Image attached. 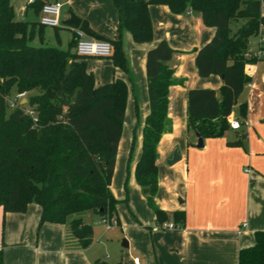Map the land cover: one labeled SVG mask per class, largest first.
Listing matches in <instances>:
<instances>
[{
	"label": "trees",
	"instance_id": "obj_1",
	"mask_svg": "<svg viewBox=\"0 0 264 264\" xmlns=\"http://www.w3.org/2000/svg\"><path fill=\"white\" fill-rule=\"evenodd\" d=\"M46 2L33 0L26 9L39 16ZM112 2L118 11L119 38L110 42L109 57L114 66L124 71L127 61L120 36L128 31L135 43L151 40L150 4L166 5L175 14L193 10L200 14L205 26L215 29L210 41L195 49V65L200 77H221L220 98L214 89H189L187 126L201 137L221 136L229 126L226 117L251 81L244 67L252 58L245 55L249 38L257 35L264 23L261 1ZM44 28L38 20L17 19L10 0H0V208L4 213H23L29 203H36L41 208L39 225L67 223L80 246L86 248L92 242L93 228L84 222L82 213L92 211L119 224L118 201L109 186L128 87L119 78L96 86L84 58L75 50L34 45L36 34L42 41ZM78 28L94 34L86 22H81ZM75 43L74 34L69 47H75ZM172 53L162 40L146 54L149 113L142 127L141 153L134 177L147 190V204L154 211L158 225L171 219L176 227L183 225L184 211L167 213L154 202L158 185L156 146L161 135L171 128L167 116L168 88L175 80L166 62ZM21 93L26 94V101L16 100L10 106L7 99ZM244 111L245 104H241L240 113ZM243 138L245 134L241 135ZM0 264H3L2 249ZM94 264L110 263L95 260ZM238 264H264V231H256L255 243L240 249Z\"/></svg>",
	"mask_w": 264,
	"mask_h": 264
},
{
	"label": "crops",
	"instance_id": "obj_2",
	"mask_svg": "<svg viewBox=\"0 0 264 264\" xmlns=\"http://www.w3.org/2000/svg\"><path fill=\"white\" fill-rule=\"evenodd\" d=\"M62 1L63 6H74L80 23L86 22L100 37L83 31L87 39L112 42L119 38L118 11L112 0ZM260 1L264 17V0ZM27 4L19 10L18 19L24 20L29 11ZM148 13L152 24L149 42L135 43L128 31L120 36L127 71L114 66L110 57L84 58L96 86L119 78L128 87L109 188L119 199L126 196L133 218L126 215V220L117 225L121 235L127 238L128 247H122L127 251L115 263L238 264L240 249L252 246L255 232L264 231V23L258 34L249 38L245 55L252 58L246 64L251 81L226 117L228 125L229 119L239 120L240 129L232 130L228 126L221 136H200L202 144L198 146L197 132L187 126V92L193 88H210L220 98L221 77H200L195 65V49L210 41L215 29L205 26L200 14L189 9L175 14L166 5L150 4ZM37 20L35 16L32 21ZM66 27L70 29V43L74 27ZM46 28L58 37L60 26ZM162 40L173 50L166 64L173 71L175 84L168 88L167 116L171 128L161 135L156 146L158 185L154 202L167 213L184 211L183 225L171 229L158 225L154 211L147 204V195L134 177L141 153L142 127L149 113L146 54ZM72 48L74 51L73 45ZM241 104H245L243 114ZM242 134H245L243 139ZM234 141L240 143L229 144ZM174 150L179 160L169 165ZM246 168L250 171L246 172ZM126 178L130 189L127 195L122 189ZM40 215L41 208L36 203H29L23 213H4L0 208V225L2 216L5 221L3 236L0 227L3 264H94L95 260L114 264L99 253L93 236L91 244L83 248L67 223L39 225ZM170 222L171 219L164 223Z\"/></svg>",
	"mask_w": 264,
	"mask_h": 264
},
{
	"label": "rangeland",
	"instance_id": "obj_3",
	"mask_svg": "<svg viewBox=\"0 0 264 264\" xmlns=\"http://www.w3.org/2000/svg\"><path fill=\"white\" fill-rule=\"evenodd\" d=\"M28 0H10V3L13 7V10L19 16V10L25 6ZM70 12L75 13L74 6L70 7L68 4L64 5L61 10V16H60V29L57 30L58 37L49 29H45V35L43 34V39L40 41L38 34H36L32 40V43L34 45H43V46H51L56 47L62 50H70L73 52V48L69 47V28L66 27L64 24V21L68 19ZM76 14V13H75ZM18 19V18H17ZM27 21H32L35 19V15L32 11H28L27 15H24L23 18ZM36 91H32V93H35ZM15 97L14 94H12L11 98L7 99L8 102H11ZM27 96L25 98L20 99L22 103H24ZM19 101V98H16ZM11 108L7 109L9 112ZM128 179L126 178L124 182L122 183V189L125 191V195L130 193V189L128 186ZM113 194V193H112ZM115 197V196H114ZM118 201L117 203V216L119 219V222L122 224L124 220H126V215L133 218V212L132 209L129 207V204L127 202L126 196L123 199H119L115 197ZM82 217L85 223L91 225L93 228V243L96 246V249L99 251V253L107 258L110 262H116L120 255L122 253H126L127 249L122 248L121 244L123 239H127L126 237H123L120 233V230L118 229L117 225H112L110 229L106 228L105 223L103 222V217L93 213L92 211H87L82 213ZM108 218V217H107ZM110 219V218H109ZM4 216L1 218V235H4ZM69 229V227H68Z\"/></svg>",
	"mask_w": 264,
	"mask_h": 264
},
{
	"label": "built area",
	"instance_id": "obj_4",
	"mask_svg": "<svg viewBox=\"0 0 264 264\" xmlns=\"http://www.w3.org/2000/svg\"><path fill=\"white\" fill-rule=\"evenodd\" d=\"M33 0H28L27 2H32ZM63 1L62 0H52V1H47L44 3L42 6L39 16H38V21L42 26L45 27H59L60 26V16H61V10L63 7ZM74 34L76 36V43H75V53L83 58L86 57H97V58H105L109 57L112 53V45L110 41L107 40H93V39H87L85 37V34L82 30H80L78 27L74 28ZM244 71L247 75H250L251 71L250 68L245 65ZM26 94L21 93L18 94L17 97H15L10 103V106L15 105V101L17 100L16 98L20 99L25 98ZM23 101H26L23 100ZM229 127L232 130H239L241 127V123L237 119H229ZM246 172H249L250 169L246 168ZM103 222L106 225L107 229H110L112 225H117L115 219H109L107 217H103ZM162 227L164 228H175L173 223H163Z\"/></svg>",
	"mask_w": 264,
	"mask_h": 264
},
{
	"label": "water",
	"instance_id": "obj_5",
	"mask_svg": "<svg viewBox=\"0 0 264 264\" xmlns=\"http://www.w3.org/2000/svg\"><path fill=\"white\" fill-rule=\"evenodd\" d=\"M64 24L72 26L74 28H77L80 25V18L78 16H76L73 12H70L69 17H68V19H66L64 21ZM196 136H197V139H198V146H200L202 144V138L199 136L198 133H196ZM178 160H179V156L177 154V151L174 150L171 160H169L167 163L169 165H172L173 163L177 162ZM143 191L145 193L147 192L146 189H144ZM121 246L125 247V248L128 247V243H127L126 239H123Z\"/></svg>",
	"mask_w": 264,
	"mask_h": 264
}]
</instances>
